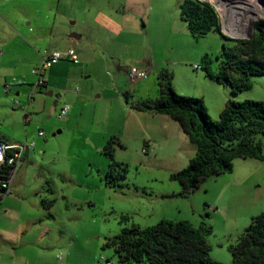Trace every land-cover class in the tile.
Wrapping results in <instances>:
<instances>
[{
  "label": "rangeland",
  "instance_id": "374dc122",
  "mask_svg": "<svg viewBox=\"0 0 264 264\" xmlns=\"http://www.w3.org/2000/svg\"><path fill=\"white\" fill-rule=\"evenodd\" d=\"M252 1L264 9V0ZM205 2L215 6L223 25L228 0ZM169 5L168 0H0V134L8 142L35 144L30 148V159L20 162L22 168L14 171L10 191L0 199V217H7L1 219L0 226L16 237L14 245L0 242V264H104L105 260L111 264H141L120 262L104 243L123 227L131 224L145 227L159 218L185 219L195 227L200 224L209 227L206 240L210 257L221 264H230L228 246L235 244L251 217L264 210V161L234 158L230 172L207 177L195 190L180 196L177 194L180 185L169 179L167 164L180 161L195 146L182 138L177 140L174 154L154 157L151 151L143 153L144 141L139 137L135 117L126 114V108L136 111L130 100L125 102L122 98L125 110L113 108L109 121L102 111L95 117L88 105L78 123L73 120L72 126L62 131H58V124L65 121L66 115L56 117L61 99L52 113L45 112L44 106L49 108L51 98L45 96L43 89L34 90L29 100L32 84L36 82L32 70L40 56L46 49L68 40L65 36L69 30L74 33L78 29L94 44V50L106 46L108 52L120 58L121 64L129 65L132 60L139 64L158 61L178 82L192 73L201 74L207 114L215 121L228 100L264 101L261 75L248 76L250 88L237 93H232L225 84H207L212 80L204 76L201 68L193 66L201 64L205 54L210 59L209 67L216 71V55L221 53L222 43L238 51L240 44L223 41L212 31L191 37L184 22H173V9ZM235 5L233 0V23L244 17L233 14ZM236 7L239 9V5ZM259 20H264V14L252 19L249 38H246L248 24L239 29L232 23L234 30L242 32L232 39H252L253 24ZM73 50L79 62L76 67H83L77 77L82 82L95 81L94 75L87 76L93 70L97 73L99 62L84 69L78 52L81 49L73 47ZM195 56L197 59H193ZM239 57L246 56L239 52ZM252 57L264 60L255 53ZM115 60L108 58L109 68L100 66L104 87L114 86L110 75ZM60 62L73 65L68 60ZM229 73L236 78L234 72ZM5 83L15 84L5 91ZM115 128H121L123 134L112 136L117 141L113 143V160L119 168L125 166L126 171L119 180L121 185L110 187L105 182L109 160L94 147L98 139L92 138L90 146L77 136L83 130ZM38 130L43 132L39 142L35 138ZM159 132L170 135L169 138L176 136L171 128ZM25 136L28 141H24ZM255 139L264 151V133L255 135Z\"/></svg>",
  "mask_w": 264,
  "mask_h": 264
},
{
  "label": "trees",
  "instance_id": "16d2710c",
  "mask_svg": "<svg viewBox=\"0 0 264 264\" xmlns=\"http://www.w3.org/2000/svg\"><path fill=\"white\" fill-rule=\"evenodd\" d=\"M233 0H228L232 4ZM178 14L193 38L209 31L217 33L223 41L237 42L239 51L223 42L221 53L216 55L218 67H209L210 59L203 55L200 66L204 76L225 84L232 93L249 89L248 76H264V60L252 57L255 53L264 58V20L253 24L252 39H232L221 31L215 8L200 0H181ZM232 8L228 9L224 24L230 22ZM239 52L246 57L240 58ZM229 71L237 76L232 77ZM159 96L156 99L130 102L136 110H150L165 114L176 120L188 140L195 146L194 155L181 169L169 174L177 181L180 196L195 190L207 177L230 172L234 158H253L264 161V151L255 135L264 133V101L228 100L215 121L207 114L200 97L175 92L168 70H159L156 75ZM126 95V93H124ZM109 138L101 148L108 158L105 182L110 187L120 186L126 167L113 160V143ZM43 204V203H42ZM210 228L200 224L193 226L188 220L161 218L154 224L140 227L131 224L105 241L118 260L124 263L141 264H221L209 255L210 246L206 235ZM230 264H264V210L251 217L250 223L237 237L235 244L228 246Z\"/></svg>",
  "mask_w": 264,
  "mask_h": 264
},
{
  "label": "crops",
  "instance_id": "0c3cea01",
  "mask_svg": "<svg viewBox=\"0 0 264 264\" xmlns=\"http://www.w3.org/2000/svg\"><path fill=\"white\" fill-rule=\"evenodd\" d=\"M180 1L181 0H168V3L172 5L171 8L173 9V12H171L172 20L176 24H178L179 21L183 22L178 14V3ZM71 31L72 30H69L68 34L65 36L68 40L64 41L63 43L60 42L56 44L55 47L52 48L51 50L46 49L43 55L40 56L39 63L42 57H46L53 50H58L65 47L66 49L67 48L73 49V47L76 48L77 50L78 48L81 49L78 50V52L80 54V59L84 63L83 64L84 69L91 68L96 62H99V65L101 67L106 66L109 68L110 65L108 66V58H110L111 61H113V59H116L114 61L115 63L112 64L111 67L112 73L110 75L112 84L114 86L113 87L103 86L101 82L102 75L99 74L100 66L99 67L97 66L99 68L97 73L94 70L89 72L87 76L88 78L92 77V75L95 76V81L93 82L90 81V83L82 82V80H80L77 77L78 72L81 71V69H83V67H76V65H78L79 62L77 63L71 62L73 65L70 66L69 63L58 61L57 63L51 65L49 68L45 69L42 74V78L45 82V85L37 86L34 88L32 84V88L29 94H32L34 90L35 91L37 90L36 92H38L43 89L45 91L44 93H47L48 91H52L54 94H59V99H61L62 102L61 106L64 104H68L70 106L68 114H66L65 121L60 122L58 124L59 125L58 131H62L63 129L68 128V126H72L73 120L74 123H78V120L80 119L81 116H83L85 112V107L88 105L91 107L92 113L94 112L95 117L99 116L100 111H102V113L105 114L107 121H109V117L111 116L110 112L113 111V108H117L120 111L125 110L124 105L122 104V98H124L125 102L130 100L132 103L140 100H147V99L153 100L159 96V89L157 85L156 75L161 69L167 70L161 64V62L151 60L150 62H144L139 64V62H136V60H132V62H130L129 65L121 64L120 58H115L116 54H114L112 51L108 52L106 50L107 48H105L106 46L104 48H96V50H94L92 48L94 44L91 41L88 42V40L84 38L85 33L81 32V30L78 29L73 30L74 33L75 32L77 33L78 38L75 39L69 38L68 35L69 33H72ZM146 32L148 33V27ZM88 45H90V49L87 48ZM197 57L198 56H195L193 59H197ZM133 65L140 66L143 70H145L146 75L142 79L136 81L135 83L129 84L126 71L129 67ZM192 74L193 75H188L187 78L185 77L179 82L177 77L175 76L172 77L171 78L172 87L175 90V92H177L178 94L202 98L207 110V106H206L207 100L205 98L206 97L205 92L201 87V85L204 83V78L199 73H192ZM210 82L211 81H208L207 84H215L214 81H212V83ZM209 86L214 87V85H209ZM76 87H78V89ZM25 91L27 90L25 89ZM94 91H97V94L95 96H93ZM124 93H126V95ZM15 94L16 95L19 94V89H16ZM133 97L135 98L134 101L132 100ZM224 105L222 106L220 111L223 109ZM34 106L35 105H33V109ZM44 108L46 109L45 110L46 113L53 112V111H49V108L48 106H46V104ZM25 114H26V110H25ZM126 114L128 116L135 117V121L140 129L139 137L141 140L144 141V146L145 145L147 146V152L151 151L154 157L163 156L164 154L166 155L167 153H172V152L174 154L173 149L176 148L177 140L179 139L183 138L185 141L190 142L188 140L187 135L182 131L179 123L168 115L158 114L150 110H142V111L136 110L134 113L132 112V110H127V108H126ZM28 115H30V113H28ZM169 128L173 129V131H175L176 133V136H172L174 139L172 137L169 138L168 136L170 135L165 136L164 132L157 133V130L160 131V129L166 130ZM120 132H121V128L120 129L118 128L113 131L110 129L100 130V131L83 130L81 132V135H78L77 138L80 140L82 139L90 146H93L92 138L94 137L97 138L98 140L94 147L101 151V148L105 144L107 139L111 138L112 136L120 135V134H116ZM121 133L123 134V130ZM142 134L144 135L143 136L144 138H142L141 136ZM40 137L41 136H39L38 133L37 136H35L38 142L40 141L39 139ZM24 141H28L27 136H25ZM10 143H16V142H10ZM30 148L31 147H27L25 149L22 159L20 161L21 163L22 162L26 163L30 159L32 155V151ZM194 153H195V148L193 149L191 148V150L189 149V154L187 155L185 154V156H183V159L181 158L180 161L177 162L170 161L167 164L169 167L167 168L168 173L175 172L181 169L182 167H184L187 164L188 160L194 155ZM21 163H19L18 167L22 168ZM14 178L15 175L11 180L10 186L14 184L15 181ZM179 190L177 192H179ZM6 218L7 217H0V222L2 221L1 219H6ZM179 220H185V219H179ZM4 228L5 227L3 225L0 226V242L3 243L4 245L6 244L14 245L15 244L14 241L16 240V237L12 236V233L9 231L8 228L5 229Z\"/></svg>",
  "mask_w": 264,
  "mask_h": 264
},
{
  "label": "built area",
  "instance_id": "2783aa9c",
  "mask_svg": "<svg viewBox=\"0 0 264 264\" xmlns=\"http://www.w3.org/2000/svg\"><path fill=\"white\" fill-rule=\"evenodd\" d=\"M60 60H68L72 63L78 62L77 56L72 48H67V50L64 52H61L59 50H53L46 57H42L39 65L33 68L32 74L35 75L36 77V82L33 84L34 88L37 86L45 85V82L42 78L43 71ZM193 68L200 69L201 66L200 64H195ZM126 73L129 84L135 83L136 81L142 79L146 75L145 70H143L140 66L137 65H133L129 67ZM13 84L5 83L4 84L5 91H8L11 88V86H13ZM29 99H31V94H29ZM16 103L17 102L15 101L14 104ZM68 110H69L68 104L62 105L61 107L58 108L56 117L60 118L66 115ZM24 113H25V108H24ZM38 135L43 136V132L38 131ZM33 146H34L33 142L10 143L6 139H4L3 136L0 134V189L2 190V192H0V199L2 195L6 193L7 190L9 189L12 176L22 159L25 149L27 147H33ZM141 151L143 153H146L147 146L146 145L143 146L141 148ZM57 259H60V257L57 256ZM104 264H111V263L105 260Z\"/></svg>",
  "mask_w": 264,
  "mask_h": 264
},
{
  "label": "bare ground",
  "instance_id": "6f19581e",
  "mask_svg": "<svg viewBox=\"0 0 264 264\" xmlns=\"http://www.w3.org/2000/svg\"><path fill=\"white\" fill-rule=\"evenodd\" d=\"M236 1V5L234 7V15H238L239 16H243V18L239 19V20H235V22H231L233 21V19H235L234 17H232V19H230V22L228 24H223L224 29L227 30L228 32H230L231 34L234 35H242L241 31H236L234 30V28L231 26L232 23L234 24V26L236 28H243L245 27L246 24L249 23L250 20H252L253 18H256L258 16H261L262 14H264V9L262 7H259L257 5L254 4V2L252 0H235ZM237 5H239V9H237ZM232 8V4H228V9ZM241 10V11H238ZM235 12H239V13H235ZM245 12H248L249 14H246ZM242 13V14H241ZM232 28V29H231Z\"/></svg>",
  "mask_w": 264,
  "mask_h": 264
},
{
  "label": "water",
  "instance_id": "95a60500",
  "mask_svg": "<svg viewBox=\"0 0 264 264\" xmlns=\"http://www.w3.org/2000/svg\"><path fill=\"white\" fill-rule=\"evenodd\" d=\"M200 1H204V0H200ZM206 1V0H205ZM213 7L215 8V6L213 5ZM220 26H221V31L223 34H225L226 36L230 37V38H234V37H238L239 35H234V34H231L233 36H231L230 34L228 35V33L225 32L224 30V27L222 25V22H220ZM251 30H252V20L249 21L248 25H247V28H246V38H249L250 35H251ZM69 38H78V35L75 34V33H70L68 35ZM45 96H48L51 98V101H50V105H49V111H53L56 103H57V100L59 99V94H54L52 91H48L47 93H45ZM0 192H2V190L0 189Z\"/></svg>",
  "mask_w": 264,
  "mask_h": 264
}]
</instances>
